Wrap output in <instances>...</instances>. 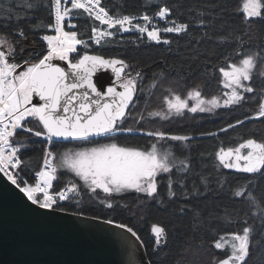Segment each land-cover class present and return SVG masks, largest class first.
Returning <instances> with one entry per match:
<instances>
[{
	"label": "snow or ice",
	"instance_id": "6c2138e0",
	"mask_svg": "<svg viewBox=\"0 0 264 264\" xmlns=\"http://www.w3.org/2000/svg\"><path fill=\"white\" fill-rule=\"evenodd\" d=\"M155 4L156 0H146L142 7L149 8ZM20 8L33 14L38 13L41 8H46L49 16L54 15L55 22L50 24L53 34L43 35L41 38L46 42V53L33 59L30 53L24 51V41L28 36L24 25L27 24L28 30L33 32H39L48 26L40 21L33 27L29 15L15 16L12 8L8 10L6 20L15 21L16 27L11 32H4L3 38H0V173H3L32 205L52 212L65 211L61 201L80 197L81 188L96 195L97 190H100L105 197L134 193L147 200L161 203L164 202L165 192L170 198V203H175L183 197L186 203L176 209L180 216L190 214L200 226L210 220H222L236 226V230L228 233L227 237L221 236L215 241V249L226 251L224 258L217 257L213 264H251L254 247L264 249V198H257L253 194V180H264V138L259 140L248 138L238 146L220 148L216 153L220 166L246 174L242 183H238L234 189L229 188V193L234 198H242L240 203L246 204L249 212L255 208L257 211L254 215H249V212H244L243 215L240 212L233 214L225 208L224 215L221 216L215 211L219 205H214L207 213L204 209L198 212L195 207L189 208L190 198L184 195L186 177L181 176L177 180H173L172 177L176 174L174 169L190 172L191 160L186 158L177 164L175 153L160 142L176 141L186 145L192 138L188 135H169L160 130L146 129L142 125L129 126V119L137 125L145 120L144 114L138 110L144 92L139 86L143 80L142 71L137 70L133 74L131 69L134 66L123 58H105L103 55L80 52L78 46L82 45L84 49H88L89 43L78 38L76 25L71 24V18L72 10H83L88 17L108 26V30L91 28L89 38L94 39L97 45L101 44L102 40L107 42L109 37L115 35L110 30L113 28L117 33L136 31L146 34L151 41L168 45L172 42L162 39L161 31L188 34L190 24L177 23L176 20L169 19L173 13L170 6H157L155 11L156 17L168 20L171 25H166L163 29L150 27L153 17L146 14L110 15L101 0H48L47 4H44L43 0L39 3L24 0ZM191 11L196 12L193 20L200 28L220 30L222 34L215 37L219 44L235 45L232 53L226 57L225 64L217 66L222 76L220 82L224 89L229 90L223 94L227 97L223 100V105L242 107L248 99L259 98L254 114L237 120L235 124L229 123L220 131L226 132L230 128L245 124L246 121L264 118V86L257 89L254 82L257 78H264V48L258 51L245 48L248 44L245 37L249 40L252 38L253 26L258 23L264 24V0H243L242 8L239 9L243 13L242 35L228 25L223 16L228 9L218 0L217 2L205 0ZM75 15L79 17L80 13L77 12ZM66 17L69 18L68 30ZM36 19L39 20V17ZM138 19L145 23L134 24L133 21ZM213 38L208 31L201 37L207 40ZM212 54L214 53L206 54L205 67L207 56ZM26 56L28 58H25ZM53 61L65 62L70 71H66ZM108 69L115 73L118 84L115 87H108L105 95L97 90L93 76L98 71ZM151 87L155 88L157 84L153 83ZM117 88L122 90L118 91ZM166 91L172 92L171 89ZM248 94H255V97H249ZM186 95L187 99L174 93L163 97L164 109L148 112V116L167 120L173 115H183L185 111L211 113L221 106L219 97L204 99L199 86ZM34 97H38L42 103H33ZM189 100L195 101V104L190 105ZM143 103L147 108L149 101L144 100ZM134 110L137 112L135 116ZM32 120L39 123L38 129L28 126ZM17 130L35 137H44L50 142L43 154V169L37 173L39 182L34 186L24 181L20 171H12L21 169L23 163L21 148L14 143V138L18 135ZM125 133L152 137L155 142L147 149L118 143L117 137ZM201 135L215 136L217 133L207 132ZM63 142H75L76 147L68 148L62 153L57 152V144ZM61 170L72 173L78 182H70V185L60 190L57 195H52L50 190ZM158 178L166 180L164 189L160 188L161 180ZM201 179L204 181V187H197L194 183L192 192L196 196H200L202 192L207 196L208 178L202 176ZM216 182L220 183L218 179ZM173 184L179 185V196L177 191L173 190ZM220 186L224 187L223 184ZM69 193L74 195L70 197ZM104 202L108 208L113 207L112 202L108 200ZM103 223L111 225L114 222L108 219ZM115 227L131 233L137 240L140 239L133 228L123 223H116ZM152 231L158 248L167 243L168 234L164 227L156 226ZM192 264H197L195 258ZM261 264H264V258L261 259Z\"/></svg>",
	"mask_w": 264,
	"mask_h": 264
},
{
	"label": "trees",
	"instance_id": "16d2710c",
	"mask_svg": "<svg viewBox=\"0 0 264 264\" xmlns=\"http://www.w3.org/2000/svg\"><path fill=\"white\" fill-rule=\"evenodd\" d=\"M32 2L39 3L40 0H32ZM43 2L47 4L48 0H43ZM145 2L146 0H101L102 5L113 16L117 13L152 16L155 14L157 6H170L173 13L169 19L176 20L177 23H189V33L176 34L161 31V38L172 42L165 45L151 41L146 34H140L136 31L117 33L116 29H113L111 31L115 35L109 37L107 42L102 40L101 44L97 45L94 39L89 38L91 28L104 29V27L94 18L83 13V10H72L71 21L76 24L75 30L78 31V38L89 43L88 49H84L81 45L78 46V50L80 52L86 51L89 55H103L105 58H123L134 66L131 69L133 74L137 70L142 71L143 80L139 86L144 89V92L138 105L139 112H144V100L149 101L148 107L157 104L158 95L163 87L185 97L187 92L199 86L204 99L221 98V106L214 109L213 112L200 116L196 115L190 120L180 121L179 124L173 123L172 126L170 125L164 130L169 135L190 136L192 139L186 142V145L176 141L160 143H167L166 145L175 153L177 164L186 158L191 160L190 172H180L174 169L176 174L172 177L173 180H177L181 176L186 177L184 195L190 198L189 208L195 207L198 212L204 209L207 213L214 205H219L215 211L221 216L224 215L225 208L232 211L233 214L240 212L243 215L244 212H249L247 205L240 203L242 198L232 197L229 188L234 189L238 183H242L246 174L236 173L220 166L216 153L220 148L227 149L238 146L240 142L248 138L258 140L264 138V118L246 121L245 124L230 128L226 132L220 131L221 128H226L229 123L235 124L237 120L254 114L259 99L255 97V94H248L249 97L255 98L248 99L242 107H225L222 105V100L226 99V96L223 95L226 91L220 82L222 76L217 66L225 64L226 57L232 53L235 45L219 44L215 37H219L222 33L218 28L203 29L193 20L196 12L191 11V9L197 8L205 0H156V4L149 8L142 7ZM213 2H217V0H213ZM218 2L228 9L223 14L228 25L237 29L242 35L243 13L239 9L242 8L243 0H218ZM23 3L24 0H0V38H3L4 32H11L16 27L15 21L6 20L10 8L13 9L15 16L23 17L27 14L31 18L33 27L40 21L48 26L39 32H33L28 30L27 24L24 25L25 31L28 32L27 40L24 41V51L30 53L31 57L39 56L45 50L42 36L53 34L50 24H54V15L49 16L46 8H41L35 14L27 12L26 9L20 8ZM77 12L80 13L79 17L75 15ZM36 17H39V20ZM135 22L145 23L144 21ZM5 24L10 26L6 27ZM166 25L171 26L169 22L154 26L163 28ZM205 31H208L209 35L214 36V38L212 40L201 39ZM251 36L250 40L245 37L248 40L245 48H251L253 51L264 48V24L254 25ZM209 52L214 54L207 56V67H205L206 54ZM75 55L74 53L73 56ZM19 62L22 63L23 61ZM254 82L257 89L264 86V78H257ZM153 83H156L157 87L152 88ZM145 114L148 116L147 110ZM145 114L144 116H146ZM133 115H137L136 110L133 111ZM128 124L129 126L139 127L142 125L146 129L158 130L157 126L145 120L137 125L129 119ZM207 132H214L217 135H201V133ZM17 142L30 146L23 151L21 172L30 181H33L34 175L38 173L43 161L45 141L32 134L19 133L14 138V143ZM117 142L147 149L155 141L152 137L125 134L119 135ZM178 144L179 146H177ZM74 147H76L75 142H63V144H57L56 151L62 153L68 148ZM57 175L58 179L55 186L58 189L68 187L70 182H78L77 178L65 170H61ZM202 176L208 178L209 192L207 196L203 192L200 196H196L192 192V187L194 183L197 187H204ZM158 179L161 180L160 188L164 189L166 180ZM217 179L220 183L216 182ZM228 181L232 183L229 184ZM221 184L224 185L223 188H221ZM253 185V194L257 198H264V180H253ZM173 190L177 191L178 196L180 195L179 185L173 184ZM85 192L81 188L78 203H72V201L61 203L64 206V212L102 220L110 219L115 223H123L133 228L139 238L148 244L146 255L150 264H192L193 258L197 264H213L217 257L224 258V251L215 249V241L219 240L221 236L227 237L228 233L236 230L234 224L229 225L222 220H210L200 226L193 220L192 215L180 216L176 209L186 201L180 197L175 203H170V198L167 197L166 192L163 203L147 200L134 193L125 194V196L102 197L101 195L105 196V194L101 192H99L101 195L97 196L104 198L102 202L98 201L96 196H93L95 201H89ZM105 200L112 202L113 207L108 208L105 205ZM256 211L253 208L249 215H254ZM156 226L164 227L168 234L167 243L159 248L155 244L156 238L152 231L153 227ZM262 258H264V249L254 247L251 264H261Z\"/></svg>",
	"mask_w": 264,
	"mask_h": 264
},
{
	"label": "water",
	"instance_id": "95a60500",
	"mask_svg": "<svg viewBox=\"0 0 264 264\" xmlns=\"http://www.w3.org/2000/svg\"><path fill=\"white\" fill-rule=\"evenodd\" d=\"M93 82L105 95L118 84L111 69ZM103 221L39 209L0 173V264H150L140 239Z\"/></svg>",
	"mask_w": 264,
	"mask_h": 264
},
{
	"label": "rangeland",
	"instance_id": "374dc122",
	"mask_svg": "<svg viewBox=\"0 0 264 264\" xmlns=\"http://www.w3.org/2000/svg\"><path fill=\"white\" fill-rule=\"evenodd\" d=\"M70 7V6H69ZM68 17H66L65 18V20H66V23H67V21H68ZM137 21H140V20H137ZM99 22V21H98ZM71 23H72V21H71ZM100 23V22H99ZM133 23L134 24H136V22L135 21H133ZM161 24V23H160ZM74 25H76V24H74ZM103 27H104V29L103 30H108V26L107 25H102ZM150 26H154L153 24L152 25H150ZM113 29H115V28H113ZM113 29H110V30H113ZM160 29H163V28H161L160 27ZM68 30V29H67ZM37 56V55H36ZM36 56H33L32 58L34 59ZM225 91L226 92H228L229 90L228 89H225ZM176 94L175 92H169V91H166V89L163 87V88H161V91H160V94L158 95L159 96V98H158V102H157V104H155V105H151V106H147V108H144V112H143V114H145V111L147 110V114H148V112H156V111H161V110H163L164 109V105L162 104V98L163 97H166V96H170V95H172V94ZM182 98H185V99H187V96H185V97H182ZM226 99H227V97H226ZM225 100V99H224ZM189 102V104L190 105H194L195 104V101H193V100H189L188 101ZM222 105H223V100H222ZM205 114H209V112H197V113H190V112H187V111H185L184 113H183V115H179V116H175V115H173V116H171V118L170 119H167V120H164V119H161L160 117H149V116H147L146 114V116H145V121L147 122V121H149V123L150 124H153V125H155V126H157V128H158V130H160V131H163V132H165L164 130L165 129H167L168 127H170V125L172 126L173 125V123H176V124H179L180 123V121H184V120H190V119H192V118H194L196 115H198V116H200V115H205ZM31 119V118H30ZM148 119V120H147ZM29 127H32V128H36V129H38L39 127H40V125H39V123L37 122V121H35V120H32V122H31V124H29L28 125ZM125 134H127V133H125ZM125 134H121V135H125ZM167 144V143H166ZM165 144V145H166ZM30 146L27 144V145H23V148L25 149V148H29ZM141 148H143V147H141ZM23 149V150H24ZM144 149H146V148H144ZM72 174V173H71ZM73 175V174H72ZM81 184H82V182H80ZM97 192H98V195H101L99 192H100V190H97ZM102 193V192H101ZM102 194H104V193H102ZM85 196L88 198V200L89 201H95L94 200V198H93V196H96V199L98 200V201H100V202H102V200L104 199V198H101L100 196H97L96 194H92V193H90V192H85ZM102 197H105V196H103V195H101ZM77 200L79 201V197L78 198H76V199H71V201H72V203L74 202V203H76L77 202ZM78 203V202H77ZM105 205L107 206V204L105 203ZM153 235H154V233H153ZM154 237H155V235H154ZM156 238V237H155ZM222 251H226V250H222Z\"/></svg>",
	"mask_w": 264,
	"mask_h": 264
},
{
	"label": "built area",
	"instance_id": "2783aa9c",
	"mask_svg": "<svg viewBox=\"0 0 264 264\" xmlns=\"http://www.w3.org/2000/svg\"><path fill=\"white\" fill-rule=\"evenodd\" d=\"M70 6V5H69ZM150 17H153V21H152V24L153 25H157V24H159V23H161V24H165V23H167L168 22V20H161L159 17H156L155 16V14L154 15H152V16H150ZM138 20H140V21H143V20H141V19H138ZM134 21H137V20H134ZM55 22V21H54ZM71 24H75V23H71ZM68 27H69V25L66 23V30L68 29ZM53 33V32H52ZM43 42V41H42ZM44 43V45H45V50H44V52L43 53H46V49H47V45H46V42H43ZM42 53V54H43ZM39 56H41V55H39ZM39 56H36V57H39ZM18 131V134L19 133H26V132H23V131H21V130H17ZM28 134H30V133H28ZM42 140H44L45 141V150L48 148V146H49V143L50 142H48L44 137H40ZM16 144V146L17 147H20L21 148V160H22V154H23V145L25 146V145H27V144H25V143H22V142H17V143H15ZM45 152V151H44ZM43 169V161H42V164H41V166H40V169H39V171L40 170H42ZM12 171H20V175L23 177V179H24V181L27 183V184H29V185H35V183H38L39 182V176L37 175V174H35L34 175V179H33V181H30L29 180V178L27 177V176H24L23 175V173L21 172V169H14V170H12ZM2 174V176L7 180V178L3 175V173H1ZM8 181V180H7ZM9 183H11L10 181H8ZM56 182H57V180L56 181H54L53 182V188L50 190V194H52V195H57L58 194V192L60 191V190H63L64 188H62V189H58V188H56ZM66 188V187H65ZM74 194L73 193H69V196L71 197V196H73ZM69 201H71V199L69 200ZM69 201H61V203H66V202H69Z\"/></svg>",
	"mask_w": 264,
	"mask_h": 264
},
{
	"label": "flooded vegetation",
	"instance_id": "af4514ba",
	"mask_svg": "<svg viewBox=\"0 0 264 264\" xmlns=\"http://www.w3.org/2000/svg\"><path fill=\"white\" fill-rule=\"evenodd\" d=\"M141 240V243H142V245H143V247H144V250H145V252H146V254H147V247H148V244H147V242L146 241H144V240H142V239H140Z\"/></svg>",
	"mask_w": 264,
	"mask_h": 264
}]
</instances>
